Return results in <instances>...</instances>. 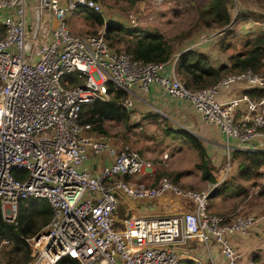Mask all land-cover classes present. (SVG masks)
Instances as JSON below:
<instances>
[{
  "label": "built area",
  "instance_id": "obj_1",
  "mask_svg": "<svg viewBox=\"0 0 264 264\" xmlns=\"http://www.w3.org/2000/svg\"><path fill=\"white\" fill-rule=\"evenodd\" d=\"M150 1L160 5L165 0ZM81 6L100 9L97 0H0L2 214L14 221L18 200L31 196L46 198L52 207L49 220L28 237L35 250L30 264H60L66 257L77 264H182L183 257L216 264L215 250L229 264H239L231 236L245 232L260 216L243 215L237 207L228 218L210 210L209 190L182 188L165 177L151 184L136 178L153 176L154 163L80 122L79 113L85 102L110 99L109 84L125 91L121 105L131 110L145 101L144 93L155 83L172 97L191 102L225 134L226 175L234 148L263 149L248 143L264 134V97L251 100L242 92L221 101L217 92L237 79L262 86L264 76L247 68L192 89L175 71L178 55L188 47L168 61L143 62L112 47L105 32H71L67 15ZM129 16L137 18L133 12ZM167 62L171 70L163 73ZM68 73L74 74V83ZM242 104L245 110L236 117ZM231 138L241 147L233 146ZM99 153L107 155L100 171L83 167ZM167 157L163 153L161 160ZM15 170L24 176H16ZM168 192L190 208L118 219L122 197L155 198ZM248 264H264V250L248 256Z\"/></svg>",
  "mask_w": 264,
  "mask_h": 264
},
{
  "label": "rangeland",
  "instance_id": "obj_2",
  "mask_svg": "<svg viewBox=\"0 0 264 264\" xmlns=\"http://www.w3.org/2000/svg\"><path fill=\"white\" fill-rule=\"evenodd\" d=\"M97 1L100 9L95 11L101 14L103 23H98L96 19L87 17L83 11L77 9L70 11L67 15V25L71 32L96 33L102 31L107 34V25L110 22L122 24L125 27L155 29L162 32L166 39L170 41L174 51L185 47L197 50L198 46H194L192 43L196 42L198 38H204L202 42L203 46L205 45L206 47L208 44L207 48H210V46L218 47L221 50L220 54L222 57L227 59L224 60L221 57V60H224V62L228 61L230 54L241 51L247 46L245 42L248 37L247 34H251V37L256 35V32L250 33L249 30L261 25L263 21H260L259 18H264V0H230L228 4L230 18H232L230 19V24L236 25L232 26L233 29L230 30L233 32L232 36H224V34H228L229 32L225 30L229 24L221 26L212 23L207 25L199 18L198 7L206 5L208 0H165L160 5L154 4L150 0H135L134 2L130 0ZM131 12L137 16L133 21H131V17L129 16ZM233 16H235V19H233ZM247 22L251 24L246 25ZM46 25L49 24L46 23ZM212 30L217 32L222 31V37L216 44L212 42L213 39H209ZM107 40L110 44L112 43V47L125 50L124 48L127 43L124 40L112 38H108ZM255 72H259L264 76V67ZM235 73L237 72L233 71L225 75ZM250 99L255 100V98ZM144 108L149 109L151 107H144L140 103L130 110L129 125H125L122 121L114 119L104 121L106 129V132H103L104 134L111 136L116 144H126L137 150L141 156L154 163L155 171L153 176L145 178L144 174H137L136 178L143 179L145 183L151 184L156 182L160 177H165L182 188L209 190V208L212 211H214L215 207L228 208L224 212L217 211L218 213L228 215V218L234 214L232 211L237 207L243 215L252 214L254 217L264 215V196L257 195L259 190L264 189V175L255 181L237 179L234 180V185L223 188L221 184L226 182V178L231 176L237 169V165H233L231 168L230 163L231 169L226 174L227 176L224 177V165L228 167L226 158H224L222 165L215 163V166L211 161L209 162L211 172L216 177L218 176L217 183L214 184L215 182L203 179L201 177V170L197 166L199 160L197 149L185 137L171 132L168 133L165 130L167 126L180 128L182 127L181 124L169 119L162 112L154 111L156 112L154 114L151 113L153 110L141 111ZM239 108L236 111V117H239L238 113L245 110L244 105H241ZM163 153H168V157L165 160H161ZM262 169L264 170V167ZM222 178L226 180L223 179L222 182L218 183ZM238 185L245 187L247 194L239 191L236 187ZM173 196L174 198L178 197L176 194H173ZM252 197L255 199L253 202L251 201ZM165 198L162 201L164 206L175 201L170 196ZM182 203L185 205L184 210L190 208L188 203H185L183 200ZM126 205L127 202L124 201V206L122 207L125 209ZM261 218L257 222L259 224L257 230L264 233V216ZM6 243V238L0 239V264L6 263V258L3 257V254L7 253L9 246L1 250V245ZM232 243L236 245L233 240ZM254 245L263 251L264 237L255 238ZM238 247L239 250L237 249V252L240 251L239 264H248L249 253L247 251L250 247L247 248V243L245 242L240 243ZM225 264H229L228 261Z\"/></svg>",
  "mask_w": 264,
  "mask_h": 264
},
{
  "label": "trees",
  "instance_id": "obj_3",
  "mask_svg": "<svg viewBox=\"0 0 264 264\" xmlns=\"http://www.w3.org/2000/svg\"><path fill=\"white\" fill-rule=\"evenodd\" d=\"M134 2L135 0H130ZM230 0H208L206 5L198 7L199 18L204 24L212 23L221 26L230 23V12L228 4ZM87 17L94 18L98 23H103L101 14L92 8L81 6ZM106 38L119 39L127 44L125 50L133 57L143 62L147 61H168L173 54V46L162 32L155 29L141 27H125L122 24L110 22L107 25ZM128 35V36H126ZM245 40L247 46L241 51L228 56V62L214 65L209 56L204 52L195 49H185L179 55L175 63V71L183 79L186 86L192 89L207 87L216 83L223 75L229 72H241L247 68L259 71L264 67V30H260L254 37L247 34ZM110 43V42H109ZM112 44V43H111ZM110 44V45H111ZM71 78L74 74H67ZM112 92L111 98L102 100L95 98L85 102L81 106L79 120L82 123H90L91 129L98 132H106L104 121L109 119L120 120L125 125H129L130 110L121 105V98L125 91L109 84ZM250 98L264 97V88L251 87L244 90ZM156 113V112H151ZM165 130L185 137L196 149L199 160L198 168L201 170V177L211 182H216V177L211 172L206 148L198 136L182 127H165ZM231 158L236 161V172L221 185L234 184V180H256L264 175V148L262 150H250L236 148L232 150ZM14 174L23 177L22 171L15 170ZM155 183V182H154ZM221 186V187H222ZM239 191L247 194V190L242 185L236 186ZM258 196H264V189L259 190ZM255 199L252 197L251 201ZM124 203L119 202L117 206V217L120 220L125 216ZM0 203V239L6 238L7 243L1 245V250L9 246L5 264H27L31 260V245L28 237L35 234L51 217L52 207L50 202L43 197L21 198L17 202L16 218L8 221L2 216ZM122 210V211H121ZM124 210V211H123ZM121 214V216H120ZM119 223V221H118ZM255 256H258L255 255ZM254 256V257H255ZM75 259L63 258L60 264H77ZM182 264H198L193 259L183 257Z\"/></svg>",
  "mask_w": 264,
  "mask_h": 264
},
{
  "label": "crops",
  "instance_id": "obj_4",
  "mask_svg": "<svg viewBox=\"0 0 264 264\" xmlns=\"http://www.w3.org/2000/svg\"><path fill=\"white\" fill-rule=\"evenodd\" d=\"M259 19L260 21H263V22H261V25L251 28L249 30L250 33L252 32L258 33L260 30H264V18H259ZM239 20H241V18H239ZM248 24H251V23L247 22L246 25ZM235 25H232L229 23V25H227L228 28L225 29L226 31L228 30L229 32L228 34H224V36L225 35L232 36L233 32H231L230 30H232ZM225 30H224V33H225ZM221 32L222 31L217 32L215 30H212V33L209 39L210 40L213 39L212 42H214L215 44L216 42L218 43V40L222 37ZM197 46H198L197 50L207 54L211 62L216 66L219 63L220 64L225 63L224 60H227L225 59V57H222V55L220 54L221 50H219L218 47L210 46V48H207L208 44L206 47L205 45L203 46V44H200ZM182 49H179L178 51H181ZM178 51L173 50L172 56L174 55L175 52H178ZM221 57L224 58V60H221ZM171 67L172 66L170 65V62H167L166 69L163 71V73H168L169 70H171ZM251 87L264 88V85L259 86V85L252 84L245 79H237L232 84H230L228 87H224V88L221 87L217 92V98L221 101H225L232 96L239 95L240 93L244 92L245 89L251 88ZM143 97L145 98V101H138L135 106H138L141 103L144 107H151L149 109L144 108L141 111L153 110L152 112L154 111L162 112L169 119L181 124L182 128H185L186 130L190 131L191 133L195 134L196 136L200 138L204 147L206 148V152H207L208 157L211 160V163L213 165H215V163L222 165L224 158H226V154H225L226 136L217 125H214L211 122L203 119L201 114L197 110H195L191 102L185 99L172 97L171 95L164 92V90L155 83H152L150 85L149 90L144 93ZM241 108L243 109V107ZM241 113H238V115L240 116ZM230 142L235 147H241V146H238L240 145V143H238L234 138H231ZM248 144L250 145V147L264 148V134L256 135ZM106 156L107 155L105 153H99L97 155H92L90 160L86 161L83 164V167L87 168L88 170H91L93 173H97L98 171H100L103 165L107 163ZM233 165H237V163L235 160L232 159L231 168ZM224 169H225V165H224ZM235 172L236 171H234V173ZM233 174L231 176H233ZM226 176L227 175H225L224 177ZM231 176H229L226 179L231 178ZM217 179H218V176L216 177L215 184L217 183ZM223 179L224 178L218 181V183L222 182ZM229 186L231 185H226L225 188ZM169 196L172 197V199L175 201H173L171 204H166L168 206L167 207V206H164L162 201L166 199L165 197L168 198ZM120 201H122L123 203L124 201L127 202V205L124 211L126 213L125 216L126 215H146V214L155 215V214L176 213V212L178 213V212L184 211V207H185V205L182 203V199H180L179 196L177 198H174L173 194L171 193L160 195L157 198H134V197L125 196V197H122ZM227 209L228 208L226 207H223V208L215 207L214 211L224 212V211H227ZM262 216L258 217L256 221L253 224H251V226L245 232L238 231L237 233L231 236L233 241L236 243L237 249L239 248L238 245L240 243H244V242L247 243V248L250 247V249L247 251L249 253V256L250 255L255 256L259 252H262V250L257 248L258 246L254 245L255 238L264 237V233L262 231L257 230L258 225H259L257 224V222L258 220L262 219L261 218ZM214 259L216 260V264L226 263V259L222 257V255H220L216 250L214 251Z\"/></svg>",
  "mask_w": 264,
  "mask_h": 264
},
{
  "label": "water",
  "instance_id": "obj_5",
  "mask_svg": "<svg viewBox=\"0 0 264 264\" xmlns=\"http://www.w3.org/2000/svg\"><path fill=\"white\" fill-rule=\"evenodd\" d=\"M27 27L29 28L30 25L28 24ZM247 149L254 150V149H252V148H247ZM34 255H35V250L32 248V249H31V256H34ZM27 264H30V262H28Z\"/></svg>",
  "mask_w": 264,
  "mask_h": 264
}]
</instances>
